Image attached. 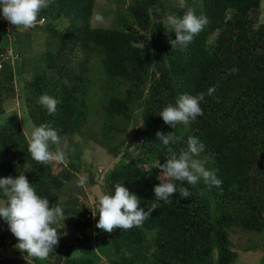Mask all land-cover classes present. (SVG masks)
Instances as JSON below:
<instances>
[{
    "label": "trees",
    "instance_id": "trees-1",
    "mask_svg": "<svg viewBox=\"0 0 264 264\" xmlns=\"http://www.w3.org/2000/svg\"><path fill=\"white\" fill-rule=\"evenodd\" d=\"M95 6L96 0H52L38 18L45 23L30 28L47 32L48 48L33 54L25 45L29 32L20 37L0 12V115L19 101L34 125L48 123L68 142L67 160L55 172L54 161L32 160L18 118L0 124V177H16L30 164L29 182L50 206L62 204L66 217L55 225L61 236L46 260L13 255L21 252L13 235L0 244V264H234L231 231L264 232V1L127 0L110 27L92 26ZM188 8L209 24L186 47L171 49L175 32L162 21ZM59 20L67 24L59 27ZM15 41L21 43L12 57L2 59ZM201 92L203 115L190 124L173 128L159 115L179 95ZM45 93L60 100L53 115L38 103ZM91 114L102 121L99 131L88 124ZM157 131L180 139L165 146ZM189 136L205 145L195 158L207 161L221 186L177 181L190 197L176 192L168 203L155 201L162 172L156 161H166L168 147L186 149ZM89 141L115 158L122 154L103 177V194L123 183L145 211L159 203L141 226L102 231L93 215L98 202L92 210L77 197L62 198ZM84 166L91 175L97 170L94 162Z\"/></svg>",
    "mask_w": 264,
    "mask_h": 264
},
{
    "label": "clouds",
    "instance_id": "clouds-1",
    "mask_svg": "<svg viewBox=\"0 0 264 264\" xmlns=\"http://www.w3.org/2000/svg\"><path fill=\"white\" fill-rule=\"evenodd\" d=\"M51 2L52 0H0V12L3 19L14 27L30 29L37 25L41 11ZM95 20L98 23L104 22L101 14H97ZM41 22H44V18ZM208 24V17L204 14L197 15L193 8H188L182 17L168 14L162 21L164 28L175 32V39H169L171 49L186 47ZM215 92L214 86L207 89L209 96L214 95ZM204 96L203 92L197 95L181 94L175 104L169 103L159 112V115L173 128L177 124L188 125L198 116L203 115L200 102L204 100ZM38 103L47 110L49 115H53L57 111L60 100L45 93L39 97ZM25 134L28 137L27 150L32 160L40 164L52 161L66 162L67 154L59 147L58 130L50 124L43 123L39 126L32 124L30 131ZM156 135L165 146L175 144L180 139L173 132L163 134L157 131ZM53 145L57 147L53 148ZM204 148L205 145L194 136L188 137L187 148L181 149L178 154L168 147L169 155L166 156V161L160 163L157 160L154 165L162 170L157 177L160 182L154 186L155 201L168 203L169 198L176 192H179L181 199L190 197L188 188H177V181L187 182L193 187L201 180L209 187L221 186L222 180L217 177L215 171L205 167L207 161L195 158ZM31 170V165L25 164L16 177L11 175L0 177V192L4 197L0 200V218L7 223L9 230L17 238L16 247L19 250L43 261L59 243L61 235L55 225L59 221H64L66 217L62 204L55 203L50 206L48 197H42L37 193L24 174L25 171ZM87 179L86 175H80L77 181L78 186L83 187ZM200 194L203 195V192ZM157 202L152 203L145 211L139 207L140 198L130 192L123 183H117L114 193H104L98 197L97 213H93L94 216L99 215L96 227L108 233L116 229L129 230L139 227L154 210L159 208Z\"/></svg>",
    "mask_w": 264,
    "mask_h": 264
},
{
    "label": "rangeland",
    "instance_id": "rangeland-1",
    "mask_svg": "<svg viewBox=\"0 0 264 264\" xmlns=\"http://www.w3.org/2000/svg\"><path fill=\"white\" fill-rule=\"evenodd\" d=\"M264 1V0H263ZM127 0H96V6L94 14L91 19V24L94 27H110L116 24V11L123 9L126 5ZM97 14H101L104 18L103 23H98L95 20ZM264 17V16H263ZM59 27H64L67 22L64 20L57 21ZM45 23V22H43ZM39 19L38 24H43ZM11 25L10 22H8ZM17 28V27H16ZM20 37H24L27 32L31 37L25 40L26 48H29L31 54L41 53L48 48L46 39L48 37L47 32L40 28L23 29L19 28ZM10 39L14 38V34L9 36ZM3 36L1 34L0 27V44H4ZM21 42L15 41L9 47L15 49L20 45ZM22 43L23 40H22ZM28 46V47H27ZM26 48L24 50H26ZM9 49V50H10ZM10 57H12V52H9ZM30 55V54H29ZM28 55V56H29ZM81 57L84 55L80 54ZM9 57L4 56L2 59H8ZM95 58L92 62L96 64ZM100 83H103L99 80ZM18 121L23 126L25 133L30 131V125L34 124L28 114L24 112L23 107H21L20 102H15L13 106H7L6 114L0 115V124L5 123L8 120ZM103 120V119H102ZM101 119L96 114H91L89 119V126L96 132L99 131V126L101 125ZM77 140L79 137L76 138ZM62 140V139H61ZM60 140V141H61ZM81 141V139H80ZM61 148L65 151L68 146L67 141H61ZM81 146V145H80ZM93 147V148H92ZM82 148V147H81ZM84 153L81 157L80 169L77 172V177L71 181V183L62 191V198L68 199L70 197H77L81 202H84V207L94 209L96 203L98 202V197L103 194L102 183L104 175L114 166V164L119 161L121 155L118 157L111 156L105 149L100 146H94L92 141H89V145H83ZM114 157V158H113ZM97 170H95L94 175H91L89 171L85 169L84 163H93ZM54 171L58 172L62 168V163L54 161ZM95 169V168H94ZM80 175H86L88 177L86 184L83 187L78 186V178ZM93 177V182L90 184V178ZM0 200H3L0 198ZM95 229V226H94ZM13 234L8 228L7 223L0 218V244L4 243L10 244L12 242ZM232 248L238 254V257L234 264H264V232H245V231H231ZM15 246V245H14ZM6 249V248H5ZM8 250L11 247H7ZM1 253V249H0ZM13 255L22 254V252H13ZM10 252L6 251L4 256H9ZM217 258V257H216Z\"/></svg>",
    "mask_w": 264,
    "mask_h": 264
},
{
    "label": "built area",
    "instance_id": "built-area-1",
    "mask_svg": "<svg viewBox=\"0 0 264 264\" xmlns=\"http://www.w3.org/2000/svg\"><path fill=\"white\" fill-rule=\"evenodd\" d=\"M9 52H12L11 50L9 51ZM5 55L3 54V56H2V58L4 57ZM10 55H9V53H8V55H6V57H9ZM1 60V59H0ZM1 66H2V62L0 61V68H1Z\"/></svg>",
    "mask_w": 264,
    "mask_h": 264
}]
</instances>
